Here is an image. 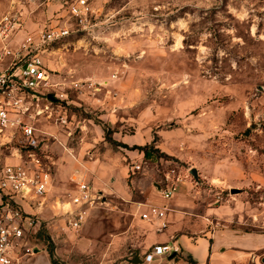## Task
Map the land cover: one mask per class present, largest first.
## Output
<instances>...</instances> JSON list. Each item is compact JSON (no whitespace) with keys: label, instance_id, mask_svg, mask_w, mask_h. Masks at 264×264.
<instances>
[{"label":"rangeland","instance_id":"374dc122","mask_svg":"<svg viewBox=\"0 0 264 264\" xmlns=\"http://www.w3.org/2000/svg\"><path fill=\"white\" fill-rule=\"evenodd\" d=\"M13 1L35 37L45 24L68 19L64 0H0V18ZM88 2L97 23L91 33H73L41 52L52 115L35 126L53 161L66 153L74 163L62 159L69 180L54 176L49 206L33 207L40 223L30 238L35 254L25 264H105L106 240L92 232H119L136 219L104 204L87 208L79 230L67 226L74 179L86 173L93 186L95 172L86 164L93 160H115L114 175L127 178L135 200L141 182L154 190L187 185L197 204L188 219L195 229L215 224L264 234V0ZM81 138L82 155L72 149L82 148ZM133 164L141 169L133 172ZM95 191L130 212L107 191ZM211 206L226 211L208 220L203 213Z\"/></svg>","mask_w":264,"mask_h":264},{"label":"built area","instance_id":"2783aa9c","mask_svg":"<svg viewBox=\"0 0 264 264\" xmlns=\"http://www.w3.org/2000/svg\"><path fill=\"white\" fill-rule=\"evenodd\" d=\"M64 1L68 5L65 23L45 24L36 37L25 31L26 18L15 1L0 18V264H25L35 254L30 238L40 222L32 208H45L54 185L53 157L35 126L39 117L52 115L47 104L49 69L41 52L73 33H91L97 25L88 0ZM46 2L40 0L39 5ZM21 32L25 35L19 41ZM59 121L67 123L63 117ZM131 169L135 172L141 165L133 164ZM85 174L74 179L77 188L70 194V204L75 208L63 213L72 230L81 228L87 208L106 202L105 195L95 191ZM177 189V184L171 183L161 192L168 200ZM137 204L138 210L144 205ZM167 212L166 206L151 204L140 216L151 221L164 219ZM166 227L162 222L160 229ZM179 251L173 243L156 244L145 253L144 260L154 262Z\"/></svg>","mask_w":264,"mask_h":264},{"label":"crops","instance_id":"0c3cea01","mask_svg":"<svg viewBox=\"0 0 264 264\" xmlns=\"http://www.w3.org/2000/svg\"><path fill=\"white\" fill-rule=\"evenodd\" d=\"M112 115L111 112L106 114L108 118ZM110 121L115 122L111 118ZM115 137L117 140L122 141V143H129V136L124 135L122 132H116ZM81 142L80 145L82 148H72L80 153V155L85 150L83 145L86 141L81 138ZM90 144L94 145L92 142ZM62 159L74 163L71 156L66 153L59 159H54V163L58 165L57 172H55L54 176L57 180H69L71 173L69 168L67 169L68 166L61 163ZM114 161H86V164L89 166L88 168H92L95 172L93 186L95 189L107 191V193L121 201V204L130 210L128 212L119 207V205L106 200L105 204L111 207L112 212L119 211L121 216H124L126 213H131L136 216L137 220L131 221L119 232L115 227L114 231H112V227L111 230H106L104 235L100 234V229L98 228L92 232L96 239L104 236L106 240L105 259L103 263L257 264L259 259L264 263V234L234 230L226 225L224 228H219L215 224L213 226L203 224L198 229H195L194 226L188 224V219H193L197 215L195 214L197 213V204L188 194L189 189L187 185L182 186L174 193L172 198L166 200L159 186H157L158 189L154 190L148 183L141 182V185H139L141 198L135 200L127 190V178L123 176L119 180L114 175ZM107 177L111 179L109 186L105 185V179ZM132 182L134 184L135 181L132 180ZM137 202L144 203L139 210ZM151 204L166 206L168 208L166 217L151 221L143 219L140 216V212H146L148 205ZM225 209V207H207L204 210L203 216L208 219V217L210 218L225 212ZM32 210L34 211L33 208ZM98 210L100 209L98 208ZM162 222L167 223V227L164 229H160ZM160 243H173L179 247L180 251L171 257L157 259L154 262H146L144 260L145 253L154 245ZM126 248L129 250V254L125 251Z\"/></svg>","mask_w":264,"mask_h":264},{"label":"water","instance_id":"95a60500","mask_svg":"<svg viewBox=\"0 0 264 264\" xmlns=\"http://www.w3.org/2000/svg\"><path fill=\"white\" fill-rule=\"evenodd\" d=\"M190 173L195 177V179H196L197 181H199V179H200V178H199V171H198L197 168H195V167L191 168ZM231 192H232V193H237V192H239V189H237V188H232V189H231Z\"/></svg>","mask_w":264,"mask_h":264},{"label":"trees","instance_id":"16d2710c","mask_svg":"<svg viewBox=\"0 0 264 264\" xmlns=\"http://www.w3.org/2000/svg\"><path fill=\"white\" fill-rule=\"evenodd\" d=\"M52 264H55L54 260H53Z\"/></svg>","mask_w":264,"mask_h":264}]
</instances>
